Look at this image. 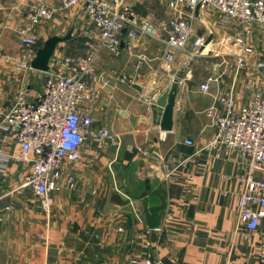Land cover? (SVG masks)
<instances>
[{"label":"crops","instance_id":"obj_1","mask_svg":"<svg viewBox=\"0 0 264 264\" xmlns=\"http://www.w3.org/2000/svg\"><path fill=\"white\" fill-rule=\"evenodd\" d=\"M166 1L128 0L136 21L159 28L165 25L162 14L172 15ZM29 2L47 4L54 14L37 26L36 43L26 47L16 31L25 23ZM218 23V13L201 6L192 33L212 38L199 56L178 51L170 68L162 61L159 39L129 38L123 31L119 55L102 50L97 66L103 88L94 101L91 127L107 129L114 141L87 137L80 148L82 163L63 161L61 187L53 192L49 210L23 185L29 165L0 132V153L8 156L0 167V264H134L146 251L163 264H264V218L252 231L239 222L244 160L236 149L224 153L206 147L215 132L214 118L222 112L217 96L232 91L239 105L246 103L253 90L264 91V74L252 54H245L250 66L236 70L240 50L229 38L222 42L227 33ZM68 32L49 66L59 55H83L85 33L95 36L82 4L62 9L60 0H0V101L5 108L21 88L34 98L46 79L37 89L39 70L15 77L5 57L35 54L47 37ZM181 69L172 129L163 131V107L156 100ZM206 81L204 92L200 84ZM69 174L75 177L73 189L65 183ZM160 207L159 226L148 229L151 210Z\"/></svg>","mask_w":264,"mask_h":264},{"label":"built area","instance_id":"obj_2","mask_svg":"<svg viewBox=\"0 0 264 264\" xmlns=\"http://www.w3.org/2000/svg\"><path fill=\"white\" fill-rule=\"evenodd\" d=\"M78 4H82L85 18L95 31V36L85 33V53L57 56L46 71L41 92L34 98H27L25 88H21L8 107L0 101L2 140L18 146L16 157L29 165L23 185L31 189L45 211L53 204V192L61 187L63 161L82 163L80 148L87 137L98 142L114 141L107 129H92V108L103 88L98 57L103 49L120 54L123 30L129 38L162 40V61L170 68L178 51L186 50L192 57L201 54L199 48L206 36L193 34L192 24L196 6L199 5L198 10L208 6L218 13V27L227 33L222 42L229 38L228 42L240 50L235 55L236 70L250 66L245 54H252L256 68L264 74V0H169L172 15L161 28L148 20L136 21L128 0H60L62 9ZM24 10L25 23L16 33L24 46L31 47L37 40V26L53 16L54 8L29 2ZM34 55L28 51L6 56L13 76L32 70ZM139 60H143V55ZM244 87L249 89V84ZM200 88L207 92L208 82L200 84ZM216 100L222 105V112L214 118L215 132L206 147H218L224 153L230 149L240 152L245 168L240 176L244 190L237 197L239 222L246 230H256L264 218V91L253 90L249 101L240 105L232 91ZM185 143L191 145L192 141ZM7 159L0 153V167ZM65 183L68 188L76 187L72 174L65 176ZM133 262L163 264L151 251L143 252Z\"/></svg>","mask_w":264,"mask_h":264},{"label":"water","instance_id":"obj_3","mask_svg":"<svg viewBox=\"0 0 264 264\" xmlns=\"http://www.w3.org/2000/svg\"><path fill=\"white\" fill-rule=\"evenodd\" d=\"M199 5L195 8V13H198ZM125 31V30H123ZM70 32L65 36L52 35L47 37L43 44L36 50L34 58L30 62L32 69L39 71H47L49 68L48 62L52 56L57 43L65 41L69 38ZM212 34H209L203 45L199 48V51L205 47L206 44L210 42ZM184 70L181 69L176 73L173 78L171 85L157 98L156 103L163 107V113L160 120V129L163 131H170L172 129V112L175 100V95L177 91L178 82L182 77ZM163 211V207L154 208L151 210L149 218L147 220V228L154 229L159 226V218Z\"/></svg>","mask_w":264,"mask_h":264},{"label":"rangeland","instance_id":"obj_4","mask_svg":"<svg viewBox=\"0 0 264 264\" xmlns=\"http://www.w3.org/2000/svg\"><path fill=\"white\" fill-rule=\"evenodd\" d=\"M168 1L169 0H167L166 1V6H168ZM170 16L171 15H167L166 13L165 14H162V18H161V20H163L164 22H166L169 18H170ZM53 62H54V60H53ZM45 73L44 72H40V71H36V75H35V82H34V84L37 86L36 88L38 89V88H40V86H41V84H42V81H43V79L45 78Z\"/></svg>","mask_w":264,"mask_h":264}]
</instances>
